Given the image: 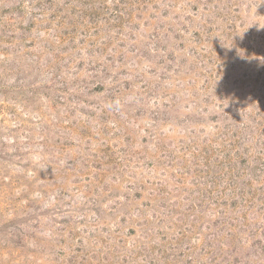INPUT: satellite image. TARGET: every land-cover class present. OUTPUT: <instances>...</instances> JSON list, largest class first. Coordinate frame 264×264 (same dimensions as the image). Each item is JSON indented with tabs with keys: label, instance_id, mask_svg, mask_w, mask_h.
<instances>
[{
	"label": "rangeland",
	"instance_id": "obj_1",
	"mask_svg": "<svg viewBox=\"0 0 264 264\" xmlns=\"http://www.w3.org/2000/svg\"><path fill=\"white\" fill-rule=\"evenodd\" d=\"M0 264H264V0H0Z\"/></svg>",
	"mask_w": 264,
	"mask_h": 264
}]
</instances>
